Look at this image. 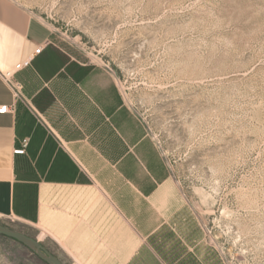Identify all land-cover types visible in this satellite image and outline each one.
Masks as SVG:
<instances>
[{
  "label": "rangeland",
  "instance_id": "obj_1",
  "mask_svg": "<svg viewBox=\"0 0 264 264\" xmlns=\"http://www.w3.org/2000/svg\"><path fill=\"white\" fill-rule=\"evenodd\" d=\"M10 1L49 28L48 48L112 82L217 260L264 264V0ZM0 264L46 263L0 234Z\"/></svg>",
  "mask_w": 264,
  "mask_h": 264
},
{
  "label": "crops",
  "instance_id": "obj_2",
  "mask_svg": "<svg viewBox=\"0 0 264 264\" xmlns=\"http://www.w3.org/2000/svg\"><path fill=\"white\" fill-rule=\"evenodd\" d=\"M50 36L0 0V223L32 228L75 264H222L112 82Z\"/></svg>",
  "mask_w": 264,
  "mask_h": 264
},
{
  "label": "water",
  "instance_id": "obj_3",
  "mask_svg": "<svg viewBox=\"0 0 264 264\" xmlns=\"http://www.w3.org/2000/svg\"><path fill=\"white\" fill-rule=\"evenodd\" d=\"M0 234L8 238L14 239L15 241L26 246L31 250L40 260L46 264H61L54 256L48 253L44 248H42L37 240L32 239L24 234L15 232L9 228L0 225Z\"/></svg>",
  "mask_w": 264,
  "mask_h": 264
},
{
  "label": "built area",
  "instance_id": "obj_4",
  "mask_svg": "<svg viewBox=\"0 0 264 264\" xmlns=\"http://www.w3.org/2000/svg\"><path fill=\"white\" fill-rule=\"evenodd\" d=\"M42 50H43V47H41V46L38 47L37 49H35L34 55H38ZM29 63H30V60L25 61L24 63H21L20 65L16 66L15 70L19 71V70H21V69H23L25 67H28ZM5 79L7 81L9 80V83L11 85H13L12 82H10V80H11L10 74H7L5 76ZM6 111H7V107L6 106L0 108V114H4V113H6ZM24 153H25V145H23V148L13 151L14 155H23Z\"/></svg>",
  "mask_w": 264,
  "mask_h": 264
}]
</instances>
